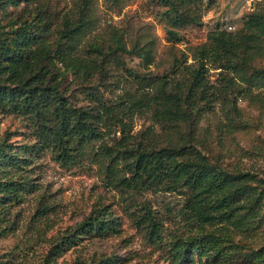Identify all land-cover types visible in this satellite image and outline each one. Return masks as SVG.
<instances>
[{"label":"rangeland","instance_id":"rangeland-1","mask_svg":"<svg viewBox=\"0 0 264 264\" xmlns=\"http://www.w3.org/2000/svg\"><path fill=\"white\" fill-rule=\"evenodd\" d=\"M80 1L33 0L26 3L18 0L15 6L7 5L0 9V38L6 39L11 49H15L20 41L14 29L38 12L49 29L46 38L52 43L63 28L64 19L75 16ZM174 1L179 4L183 1L179 12L188 10L198 17V22L169 24L168 15L177 14L169 11L167 15L165 11L169 6L157 0H120L117 4L89 0V13L94 22L82 34L78 50L85 55L90 43H100L112 60L104 67L105 77L99 71L91 80L77 78L61 66L55 69V73L62 74L59 90L66 100L73 106L86 105L91 91L87 87L114 99L120 92L114 88L117 83L119 87L125 84L136 87L135 75L169 72L174 59H180L186 47L205 43L207 34L215 28L229 30L231 26L229 31L233 33L251 35L264 51V27L257 30L247 21L252 12L264 13V1ZM115 33L121 36L128 49L133 45L150 46L151 63L146 64L141 58L120 51L114 55L111 50ZM253 68L264 69V56L252 59L247 67L249 75ZM218 71L210 73L215 85L223 84ZM233 71L231 68L226 73L231 76ZM262 84L261 80H254L228 88L227 94L195 124L182 122L170 128L153 121L149 115L135 116L133 133L145 132L158 146L186 145L191 148L188 150L198 151L210 165L230 174L249 173L251 180H246L247 186L253 187L257 179L264 180ZM0 140L26 144L32 143L34 138L23 117L0 112ZM89 150L86 145L84 151ZM25 154L31 162L30 174L39 183V189L11 208L8 222L13 224L14 230L0 237V264H243L246 258V263L256 257L264 260V198L252 209L248 208L251 221L240 228L218 221L212 225H198L190 216V193L144 191L122 195L106 186L97 164L85 159L75 162L61 159L49 147L35 154H30L28 149ZM244 199L242 196L240 205L248 207L249 202L243 204ZM142 203L162 219V238L158 244H151L145 231L132 222V211H138ZM42 206L47 208L44 214L38 211ZM101 207L107 210L115 232L81 236L76 245L66 244L56 256L50 253L61 236ZM204 233L214 234L215 249L202 246Z\"/></svg>","mask_w":264,"mask_h":264},{"label":"trees","instance_id":"trees-1","mask_svg":"<svg viewBox=\"0 0 264 264\" xmlns=\"http://www.w3.org/2000/svg\"><path fill=\"white\" fill-rule=\"evenodd\" d=\"M107 1L117 4L120 0ZM157 2L169 6L167 15L169 11L177 14L168 15L169 24L198 22V17L188 10L179 12L183 1ZM88 3L89 0L80 1L75 16L64 19L63 28L52 43L46 38L49 29L38 12L14 29L20 41L15 49L0 38V112L23 117L34 138L26 144L0 140V223L4 224L0 225V237L14 230L8 222L11 208L39 189V183L30 174L31 162L25 153L29 149L30 154H35L46 147L61 159L70 162L85 159L97 164L106 186L122 195L144 191L190 193V216L198 225L218 221L240 228L249 223L248 208L252 209L264 198V180L257 179L258 183L250 187L247 186L251 180L249 173L230 174L210 165L198 151L188 150L190 147L186 145L158 146L145 132L133 133L132 120L135 116L149 115L153 121L170 128L182 122L195 124L227 94L228 88L254 80H261L263 86L264 69L253 68L252 74L247 73L252 59L264 56L261 45L251 35L215 28L207 34L205 43L186 47L181 58L174 59L169 72L135 75L136 87L126 84L119 87L117 83L114 88L120 92L114 99L87 87L91 90L88 103L73 106L59 90L62 74L54 70L61 66L77 78L91 80L99 71L105 77L104 67L112 60L100 43H90L85 55L78 50V41L94 22ZM17 4L18 0H0V9ZM247 21L257 30L262 29L264 13L252 12ZM169 34L173 36L172 32ZM112 40L114 47L110 50L114 55L120 51L151 63L152 49L147 44L128 49L116 33ZM231 68L234 73L229 76L226 72ZM212 70H219L223 84L215 85L210 80ZM86 145L90 149L87 152ZM242 196L243 204L249 202L248 207L240 205ZM46 210L45 206L38 209L42 214ZM131 218L135 227L145 231L151 244L161 242L163 222L149 206L142 203L138 211H132ZM108 232H115L114 224L107 210L101 207L61 236L50 253L56 256L66 244L76 245L81 236H102ZM202 236V246L215 249L214 234ZM246 262L247 258L243 264H264L257 257L251 263Z\"/></svg>","mask_w":264,"mask_h":264},{"label":"built area","instance_id":"built-area-1","mask_svg":"<svg viewBox=\"0 0 264 264\" xmlns=\"http://www.w3.org/2000/svg\"><path fill=\"white\" fill-rule=\"evenodd\" d=\"M228 29L230 30L231 29V26H228Z\"/></svg>","mask_w":264,"mask_h":264}]
</instances>
